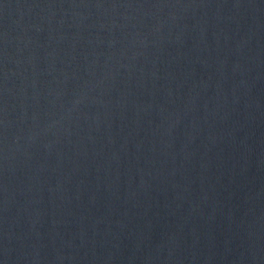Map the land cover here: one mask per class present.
<instances>
[{"label":"water","instance_id":"water-1","mask_svg":"<svg viewBox=\"0 0 264 264\" xmlns=\"http://www.w3.org/2000/svg\"><path fill=\"white\" fill-rule=\"evenodd\" d=\"M0 264H264V0H0Z\"/></svg>","mask_w":264,"mask_h":264}]
</instances>
